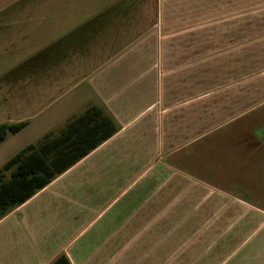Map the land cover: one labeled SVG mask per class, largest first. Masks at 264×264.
<instances>
[{
  "label": "crops",
  "instance_id": "obj_1",
  "mask_svg": "<svg viewBox=\"0 0 264 264\" xmlns=\"http://www.w3.org/2000/svg\"><path fill=\"white\" fill-rule=\"evenodd\" d=\"M92 107L118 132L0 214V264H169L196 245L183 186L246 203L228 186L264 158V0H0V125L27 123L0 169Z\"/></svg>",
  "mask_w": 264,
  "mask_h": 264
},
{
  "label": "rangeland",
  "instance_id": "obj_2",
  "mask_svg": "<svg viewBox=\"0 0 264 264\" xmlns=\"http://www.w3.org/2000/svg\"><path fill=\"white\" fill-rule=\"evenodd\" d=\"M247 3L248 8L257 6L258 0ZM122 48H106L104 54L112 55ZM256 119L258 136L263 133L264 140V107L258 110ZM259 162L258 172L252 176L254 186H228L246 202L241 205L229 204L223 195L214 196L208 186H183L184 214L191 216L183 220L192 223L183 224L181 241L189 244L188 247L192 243L196 245L185 248L187 251L182 256L167 254L169 264H174L178 257V264H264V158ZM181 222L178 217L177 222L169 223L167 233L175 232ZM172 246L174 240L168 239L170 250ZM142 258L136 256L133 264H142Z\"/></svg>",
  "mask_w": 264,
  "mask_h": 264
},
{
  "label": "trees",
  "instance_id": "obj_3",
  "mask_svg": "<svg viewBox=\"0 0 264 264\" xmlns=\"http://www.w3.org/2000/svg\"><path fill=\"white\" fill-rule=\"evenodd\" d=\"M26 126L0 125V144ZM117 132V125L92 107L74 117L58 136L46 135L27 147L0 169V214L27 202Z\"/></svg>",
  "mask_w": 264,
  "mask_h": 264
}]
</instances>
